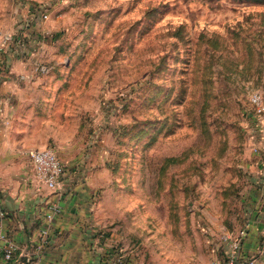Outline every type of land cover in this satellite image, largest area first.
<instances>
[{
	"label": "rangeland",
	"instance_id": "1",
	"mask_svg": "<svg viewBox=\"0 0 264 264\" xmlns=\"http://www.w3.org/2000/svg\"><path fill=\"white\" fill-rule=\"evenodd\" d=\"M17 2L0 0V36L23 20ZM47 11L52 43L33 68L96 90L81 128L106 171L104 239L131 264H209L217 234L246 222L262 189L264 113L250 95L264 102V0H54Z\"/></svg>",
	"mask_w": 264,
	"mask_h": 264
},
{
	"label": "crops",
	"instance_id": "2",
	"mask_svg": "<svg viewBox=\"0 0 264 264\" xmlns=\"http://www.w3.org/2000/svg\"><path fill=\"white\" fill-rule=\"evenodd\" d=\"M52 2L18 0L14 9L24 18L13 30L21 33L2 54L8 68L0 64V196L7 211L0 225L17 245L11 259L0 253V264H104L119 254L104 239L106 217L99 211L106 171L95 163L93 134L81 128L82 112L95 102L96 90L78 85L64 69L33 68L34 59L52 43L41 37L45 22L34 8L49 10ZM50 133L66 164L56 191L38 180L26 153L50 146ZM255 170L252 180L258 182L257 174L263 180L252 213L246 222L221 230L245 229L239 264H264V165ZM48 200L61 205L51 221ZM216 249L215 255H224L227 244L217 242Z\"/></svg>",
	"mask_w": 264,
	"mask_h": 264
},
{
	"label": "built area",
	"instance_id": "3",
	"mask_svg": "<svg viewBox=\"0 0 264 264\" xmlns=\"http://www.w3.org/2000/svg\"><path fill=\"white\" fill-rule=\"evenodd\" d=\"M35 7L34 11L39 13L43 19L49 18V13L46 8ZM16 30L4 31L0 36V57L7 50V47L14 40ZM8 68V64L5 66ZM251 102L254 104L256 112L259 115L264 113V102L262 94L259 91H254L250 95ZM262 120V119H261ZM261 122V121H260ZM32 166L38 180L45 185L48 189L56 191L62 181L63 175L66 171V164L61 156L52 146L45 147H33L27 150ZM264 165V161L262 162ZM46 217L48 220H52L54 215L61 210V205L56 200H48ZM6 209L2 197L0 196V219L6 216ZM43 234L47 233V229L42 231ZM245 229H241L237 232L227 230L217 234V242L219 246L227 244V249L224 255H215L209 264H239L240 251L242 246L243 236ZM17 245L9 237L0 225V253L7 259L14 257ZM104 264H128L124 255H114L109 257Z\"/></svg>",
	"mask_w": 264,
	"mask_h": 264
}]
</instances>
